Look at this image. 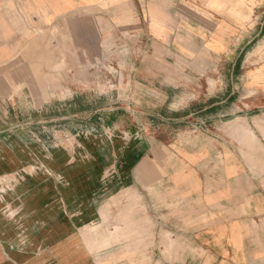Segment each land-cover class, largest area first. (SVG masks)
<instances>
[{
	"label": "crops",
	"instance_id": "obj_1",
	"mask_svg": "<svg viewBox=\"0 0 264 264\" xmlns=\"http://www.w3.org/2000/svg\"><path fill=\"white\" fill-rule=\"evenodd\" d=\"M225 72L233 109L200 122L218 95L199 83ZM106 85L110 112L68 128L72 148L32 133L38 156L0 168L18 171L0 264H264V0H0V95L67 109ZM23 225L27 249L8 250ZM108 236L109 255L88 248Z\"/></svg>",
	"mask_w": 264,
	"mask_h": 264
},
{
	"label": "rangeland",
	"instance_id": "obj_2",
	"mask_svg": "<svg viewBox=\"0 0 264 264\" xmlns=\"http://www.w3.org/2000/svg\"><path fill=\"white\" fill-rule=\"evenodd\" d=\"M237 73H234V76ZM214 78V79H213ZM213 78H208L206 82L202 80L199 84L198 91L195 93H215L218 97L214 98V108L211 110L209 108V113L206 110L199 112V121L202 122L203 118L207 115L210 116V112H218V110H230L233 107L230 105L232 98L223 99V95L227 93H240V88L238 85V81H231L230 76L224 73V76L219 79L218 76ZM92 87L91 83H87V89ZM104 93H82L81 99H77L73 106V108L63 109V106L60 103H56V107L52 108H38L35 109L38 104H34L30 97L26 95L20 96L17 93H7L8 96L4 97L0 95V168L2 169L4 166L13 167L14 162H8V156L11 157L14 153L17 155H24L30 159L38 156L32 147V142L30 141L31 134L34 133L35 136H38L49 148L56 146H65L67 148L73 147L74 134L75 130H70L71 126H78L83 122H87V126H93L96 121V116L98 117L100 113H108L110 112V103L111 100L110 93L106 91L107 85L102 86ZM167 93H177L167 92ZM187 93V91H186ZM17 94V95H16ZM210 99V98H209ZM207 98L206 96H201L199 100V108L207 106ZM212 100V98L210 99ZM223 100V101H222ZM210 104V103H209ZM87 110L86 113L76 114L75 116L68 117L67 112L77 111V110ZM95 109L97 112H94ZM67 114V115H66ZM67 116V117H66ZM168 117L176 118L177 114L175 112L170 111L167 114ZM190 120V119H189ZM188 120V121H189ZM169 124V123H168ZM161 133L167 136H174L178 131H176L174 124H169L167 128H162ZM262 136H264V129L260 130ZM22 138L23 141H19ZM10 144L9 146L6 145ZM5 143V146L1 144ZM45 145V146H46ZM47 149V148H46ZM47 152V151H46ZM8 153V154H7ZM42 154V153H38ZM48 154V153H47ZM38 159V158H36ZM13 160V159H12ZM29 162V161H28ZM45 165L40 161L30 162L25 165L24 169L27 172L30 171H47ZM44 172V173H45ZM18 174V171L15 169L9 170L5 173L0 174V188L2 191L10 186L14 185L15 175ZM2 196V195H1ZM11 210L8 209L7 213ZM106 216L104 218L110 217V209L107 210ZM2 211H0L1 213ZM124 216H125V210ZM3 213V212H2ZM108 223L110 222L109 218L107 219ZM25 226L23 225L22 231H19L18 237L13 238L12 241L6 242V248L8 250L15 249L17 244H19V248L25 251L27 249V242L25 238V234H27L25 230ZM109 224L103 226H88L84 228V232L87 234H95L96 232L110 233ZM124 229L119 228V232H125ZM21 229V228H20ZM22 232V233H21ZM76 232V230H75ZM17 239L19 241H17ZM17 243V244H16ZM40 245H42L40 243ZM88 248L92 250H98L101 247L104 249V255L110 253V236L103 241L102 243H98L97 247H95V242H88ZM4 247V246H2ZM40 247V246H39ZM38 249V248H37ZM98 259L107 261L110 263V259L107 257H99ZM151 264H158L157 261H153Z\"/></svg>",
	"mask_w": 264,
	"mask_h": 264
}]
</instances>
